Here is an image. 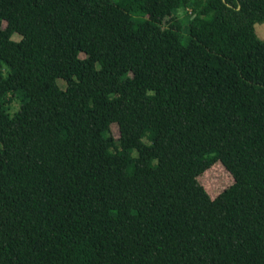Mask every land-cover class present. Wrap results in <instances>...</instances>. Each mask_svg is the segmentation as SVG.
Instances as JSON below:
<instances>
[{
    "label": "trees",
    "instance_id": "obj_1",
    "mask_svg": "<svg viewBox=\"0 0 264 264\" xmlns=\"http://www.w3.org/2000/svg\"><path fill=\"white\" fill-rule=\"evenodd\" d=\"M257 23L264 0H0V264H264Z\"/></svg>",
    "mask_w": 264,
    "mask_h": 264
},
{
    "label": "rangeland",
    "instance_id": "obj_2",
    "mask_svg": "<svg viewBox=\"0 0 264 264\" xmlns=\"http://www.w3.org/2000/svg\"><path fill=\"white\" fill-rule=\"evenodd\" d=\"M176 17L179 19V21H182L183 25L186 23V15L184 11H179L176 15ZM3 26H5V22L2 23ZM256 34L260 38H264V23H257L254 26ZM181 35L186 36L185 30H181ZM13 40H19L20 39V34L15 32L11 36ZM81 57H84L85 54L81 53ZM1 68L4 70L3 74L5 75V66L1 65ZM57 83L61 88H64L66 83L62 79H57ZM17 108L16 103L11 104V109L10 112H14ZM111 132L114 137H117L119 132L116 124L111 125ZM229 182H231L230 178H228V175L221 169L220 166H214L211 167L207 172H205L202 176V184L204 187L207 189V191L211 194L213 192L219 191L221 188L229 185Z\"/></svg>",
    "mask_w": 264,
    "mask_h": 264
}]
</instances>
